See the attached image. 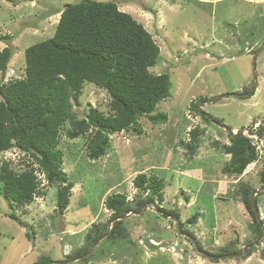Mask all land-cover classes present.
I'll use <instances>...</instances> for the list:
<instances>
[{"label":"rangeland","instance_id":"rangeland-1","mask_svg":"<svg viewBox=\"0 0 264 264\" xmlns=\"http://www.w3.org/2000/svg\"><path fill=\"white\" fill-rule=\"evenodd\" d=\"M81 1L0 0V51L10 47L14 52L7 70L0 71V85L24 78L26 49L51 38L65 5ZM95 1L116 3L152 34L161 58L150 71L169 73L173 84L172 95L155 112L167 113L169 120L154 125L141 118L130 131L110 135V147L98 160L88 157L87 135L71 140L67 136L71 125H63L62 170L74 186L69 206L61 214L57 209L59 184L49 186L35 163L27 165L32 160L21 149L3 152L0 168L8 162L17 174L35 169L40 184L30 204L12 209L0 182V264H33L43 255L52 258L50 264H264V241L248 258L245 254L212 257L225 246L243 249L256 242L255 224L241 202L239 189L241 183L255 190L264 185V136H251L258 159L243 175L229 177L223 168L230 161L225 152L230 144L227 128H245L249 135L250 128L258 134L262 126L264 134V0ZM254 79V96L241 99L231 95L252 88ZM84 86L81 105L73 102L78 118L90 107L107 112L110 98L106 91L90 82ZM220 96L223 98L210 101ZM204 114L221 120L226 128L207 122ZM194 129L203 134L190 159L185 145ZM140 173L164 179V200L157 204L179 212L181 225L164 217L157 204L150 205L125 219L132 243L111 244L104 239L89 260L69 259L85 245L92 224L109 220V197L124 194L132 203L145 196L133 184ZM259 195L264 220V193ZM13 211L20 223L8 217ZM197 214L196 224L187 223ZM184 231L193 232L203 250Z\"/></svg>","mask_w":264,"mask_h":264},{"label":"trees","instance_id":"trees-1","mask_svg":"<svg viewBox=\"0 0 264 264\" xmlns=\"http://www.w3.org/2000/svg\"><path fill=\"white\" fill-rule=\"evenodd\" d=\"M13 56L10 47L0 51L1 72L7 70ZM160 58L161 51L152 34L132 15L120 11L116 3L83 0L66 4L54 35L26 49L24 78L0 85V155L13 148L29 155L32 160L27 164L29 167L35 163L46 176L49 186L59 184L57 209L60 214L64 213L74 184L62 170L64 154L59 148L61 127L66 123L71 125L67 131L71 140L87 135L88 157L98 160L106 155L110 147V135L130 131L138 126L141 118H147L154 125L166 124L168 114L155 111L162 101L172 95L171 75H156L150 71ZM86 82L106 91L110 98L109 109L103 112L90 107L87 114L79 119L74 104L81 105L80 97ZM256 88V85L245 88L235 96L249 99L255 95ZM192 105L197 109L195 104ZM204 119L224 126L221 120L211 115L204 114ZM260 128L262 131L258 134L253 132V127L250 128L251 136L263 137V127ZM246 130L243 128L239 135H233L231 128L228 130L230 144L225 146V152L230 155V161L223 172L229 177L243 175L247 167L258 159L256 145L251 136L245 134ZM202 134L198 129L190 132L191 141L185 145L190 159L196 154ZM262 177L264 180V172ZM0 182L3 196L12 209L30 204L40 184L35 169L17 174L8 162L0 168ZM133 184L145 196L132 203L127 202L124 194L109 197L106 202V208L111 211L109 220L103 224H92L85 245L70 254L69 259L89 260L95 246L104 239L111 244L133 242L131 230L125 225L126 216L131 213L137 215L147 206L163 202L165 181L140 173ZM254 191L250 184H240L241 202L255 224L257 241L264 236V220L260 223L256 218L252 205ZM259 196H256L257 204ZM156 206L164 217L180 221L179 212L162 208L159 204ZM8 217L20 223L14 211ZM198 219V214L194 215L187 223L196 224ZM184 233L198 249L203 250L193 232ZM257 250V247H252L244 255L245 258ZM239 251L241 249L231 244L223 247L220 253L212 254V257L228 256ZM261 255L264 260V247ZM52 262L50 256L43 255L33 264Z\"/></svg>","mask_w":264,"mask_h":264},{"label":"water","instance_id":"water-1","mask_svg":"<svg viewBox=\"0 0 264 264\" xmlns=\"http://www.w3.org/2000/svg\"><path fill=\"white\" fill-rule=\"evenodd\" d=\"M256 62V61H255ZM255 73V72H254ZM255 75V74H254ZM256 84V79H254V85ZM253 85V86H254ZM232 96H235V94H231ZM220 98H223V96H220V97H216V98H213L211 99L210 101L211 102H214L216 100H219ZM223 126V125H221ZM224 128H226L225 126H223ZM227 130H229V128H227ZM241 133V131H237L235 133H233V135H239ZM249 135H251V132H248ZM261 192H264V185L262 186V188L260 190H255L253 193H252V205H253V209H254V212H255V215H256V218L257 220L261 223L262 222V215L260 213V210H259V207H258V204H257V200H256V196L261 193ZM147 208V207H146ZM146 208L143 210L145 211ZM140 214V213H139ZM133 214H129L127 215L126 217H130L132 216ZM179 226H180V223H179ZM264 226V225H263ZM264 241V236L262 237V239H259L257 240L253 245H250V246H247V247H244L243 249H241V251H239L238 253H234V254H231V255H228V257H239L243 254H247L251 249L252 247H257L260 245L261 242ZM206 255H208V257H211L209 254L207 253H204ZM225 256H221L220 258H224Z\"/></svg>","mask_w":264,"mask_h":264},{"label":"crops","instance_id":"crops-1","mask_svg":"<svg viewBox=\"0 0 264 264\" xmlns=\"http://www.w3.org/2000/svg\"><path fill=\"white\" fill-rule=\"evenodd\" d=\"M234 130V132H237V130L236 129H233Z\"/></svg>","mask_w":264,"mask_h":264},{"label":"clouds","instance_id":"clouds-1","mask_svg":"<svg viewBox=\"0 0 264 264\" xmlns=\"http://www.w3.org/2000/svg\"><path fill=\"white\" fill-rule=\"evenodd\" d=\"M260 126V125H259ZM252 134V133H251ZM248 136H251V135H248ZM255 136V135H254Z\"/></svg>","mask_w":264,"mask_h":264},{"label":"flooded vegetation","instance_id":"flooded-vegetation-1","mask_svg":"<svg viewBox=\"0 0 264 264\" xmlns=\"http://www.w3.org/2000/svg\"><path fill=\"white\" fill-rule=\"evenodd\" d=\"M256 85V84H255ZM187 236V235H186ZM188 237V236H187Z\"/></svg>","mask_w":264,"mask_h":264}]
</instances>
